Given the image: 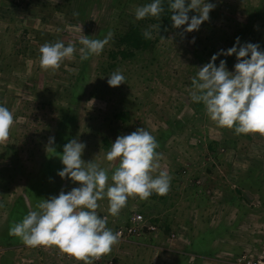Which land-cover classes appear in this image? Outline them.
Returning <instances> with one entry per match:
<instances>
[{
  "label": "rangeland",
  "instance_id": "obj_1",
  "mask_svg": "<svg viewBox=\"0 0 264 264\" xmlns=\"http://www.w3.org/2000/svg\"><path fill=\"white\" fill-rule=\"evenodd\" d=\"M149 2L0 0V104L14 116L8 139L0 142V234L14 210L23 219L43 199L78 186L57 174L62 162L50 174L44 165L49 138L56 142L60 125L62 137L86 144L82 159L108 168L109 175L119 164L105 158L112 142L145 127L161 154L153 175L166 170L171 176L168 193L130 197L118 216L108 214L107 199L96 211L113 232L132 224L137 213L157 229H148V219L136 224V233L119 237L92 264H248L264 258V135H237L218 126L190 97L199 67L237 37L264 49V5L250 13V6L264 0H212L217 6L210 19L183 35L181 29H163L162 13L136 20V8ZM132 21H141L151 43L131 46L130 54L121 39ZM109 33L101 54L81 60L80 37L103 39ZM57 41L72 42L76 52L55 71H45L39 49ZM220 60L234 69L235 55H221L217 65ZM117 70L126 81L111 87L108 76ZM125 111L124 121L115 116ZM66 114L68 123L61 124ZM16 203L21 206L15 209ZM198 235L208 242L194 244ZM0 264L85 262L56 246L29 247L19 238L0 239Z\"/></svg>",
  "mask_w": 264,
  "mask_h": 264
},
{
  "label": "clouds",
  "instance_id": "obj_2",
  "mask_svg": "<svg viewBox=\"0 0 264 264\" xmlns=\"http://www.w3.org/2000/svg\"><path fill=\"white\" fill-rule=\"evenodd\" d=\"M162 5L163 0H151L137 7L135 19L159 17L164 11ZM216 6L212 0H169L172 27L181 29V35L199 30L210 19V12ZM144 35L150 38V33ZM110 38L111 33L103 39H90L87 35L80 37L81 60L101 54ZM75 52L72 42L67 45L63 41L45 43L39 49L40 67L55 71ZM221 55H235L233 70L228 69L226 60H220L217 65ZM108 77L107 83L111 87L126 81L119 70ZM190 97L193 102L204 105L206 115L218 126L234 129L237 135H264V49L259 43H241L237 37L232 47L221 49L199 67L192 77ZM13 124L12 111L0 104V142L8 139ZM54 141L55 137H50L49 146ZM85 147L86 144L78 139L66 143L61 155L64 167L57 173L73 184L79 182L78 186L40 201L37 210L30 209L22 221L9 229V233L19 237L26 246H56L85 264H92L93 259L112 250L120 235L107 227L106 218L98 215L99 201L107 199L108 214L118 216L130 197L145 200L153 193L166 195L171 176L166 170L153 175L160 168L161 154L157 151L156 138L145 127L119 135L112 142L105 158L109 162L118 159L119 164L111 175L108 168H102L93 160L86 162L82 159Z\"/></svg>",
  "mask_w": 264,
  "mask_h": 264
},
{
  "label": "trees",
  "instance_id": "obj_3",
  "mask_svg": "<svg viewBox=\"0 0 264 264\" xmlns=\"http://www.w3.org/2000/svg\"><path fill=\"white\" fill-rule=\"evenodd\" d=\"M264 5V3L259 4V5H253L250 6V13H254L256 12V10H259L260 8H262V6ZM163 9L164 11L162 12V20L164 21L162 24L163 29H169L172 28V21L170 19L171 17V9L169 7V0H163ZM122 11H124V9L122 8ZM124 13V12H123ZM132 23V24H131ZM129 23L131 25V28L128 30V32L122 37L121 42L124 43L126 42L129 46V50L130 54H131V46L135 47V48H145L148 47L149 44L151 43V38L146 37L144 35L145 31L140 28L141 26V21L139 24H136L135 22H131ZM143 24H145L143 22ZM126 55V54H125ZM123 101V100H122ZM125 112H116L115 116L117 118H119L120 120L125 119ZM70 117V115L66 114V115H62L61 117V124H63L65 122V124L67 125L68 122H66V119ZM73 117V116H72ZM116 118V119H117ZM124 121V120H123ZM62 125H60L57 129V135H56V142H54L51 145V148L49 150V153L47 154V158L44 161V165L46 166V171L49 172V174L53 171V169H56V167L58 165L61 164V154L63 153L64 150V145L66 143L69 142V140L67 138L62 137ZM53 147V148H52ZM41 185V183H39V186ZM240 195H238V197H241L243 195L244 192H242V190L238 191ZM152 196H156V194H152ZM244 196L249 200L250 199V195L245 193ZM22 203V201H20ZM19 204V203H18ZM17 203L14 205V208H17ZM21 205L19 204V207ZM15 208V209H16ZM14 210V209H13ZM15 215V216H14ZM24 213H22V211L20 210V212H18V210H14L13 216H11L8 220H9V224L7 225L8 229L2 231V233L0 234V239H2L3 241H10L12 239H19V237L14 236V235H10L9 233V229L11 227H13L17 222H20V220L22 219ZM130 223V221H129ZM128 225V224H126ZM209 234L212 235V237L218 235V230H214V229H209ZM217 233V234H216ZM204 236H196L195 242L194 244L198 243V244H202L208 242L207 240L203 239ZM211 238V237H209ZM203 242V243H202ZM208 254H212L213 251H207Z\"/></svg>",
  "mask_w": 264,
  "mask_h": 264
},
{
  "label": "built area",
  "instance_id": "obj_4",
  "mask_svg": "<svg viewBox=\"0 0 264 264\" xmlns=\"http://www.w3.org/2000/svg\"><path fill=\"white\" fill-rule=\"evenodd\" d=\"M147 216L144 215L143 213H137L133 216L132 218V224L131 222L126 225V227H123V229H119L117 232L120 234L119 237H122L123 235L125 237L131 235V234H134L138 231V228L135 227L136 224H140L142 223V225L145 224L144 220H147ZM150 225H148V229H151V230H156L157 229V225L154 224L153 222H150V220L148 219ZM247 260V258H246ZM246 263V262H245ZM247 263L248 264H264V258H257V259H250V260H247Z\"/></svg>",
  "mask_w": 264,
  "mask_h": 264
}]
</instances>
